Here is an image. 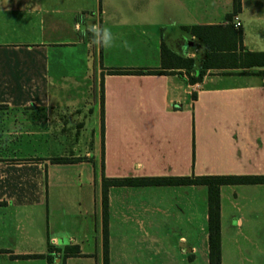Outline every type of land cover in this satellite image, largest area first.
<instances>
[{
  "label": "crops",
  "instance_id": "crops-1",
  "mask_svg": "<svg viewBox=\"0 0 264 264\" xmlns=\"http://www.w3.org/2000/svg\"><path fill=\"white\" fill-rule=\"evenodd\" d=\"M232 9L0 0V264H103L104 177L264 175V67L213 65L190 80L205 51L184 26L236 16V53L264 51V0H240L228 20ZM161 43L193 68L112 72L161 69ZM201 186H110L109 264H208ZM219 228L220 264H264V183L220 186Z\"/></svg>",
  "mask_w": 264,
  "mask_h": 264
},
{
  "label": "trees",
  "instance_id": "trees-1",
  "mask_svg": "<svg viewBox=\"0 0 264 264\" xmlns=\"http://www.w3.org/2000/svg\"><path fill=\"white\" fill-rule=\"evenodd\" d=\"M232 13L227 15L231 20L233 14L240 9V0H232ZM185 30L194 34L203 44L205 56L196 76L190 80H201L205 70L214 66L226 67H264V51L245 50L241 55L236 53L237 44L241 45V30L234 24L192 25L184 26ZM161 69H114V73H162L164 68H193V59L184 58L173 53L164 43L160 46ZM258 72L264 73V70ZM53 162H72L74 159L55 157ZM264 183V175H199L195 177H137L107 178L102 180V242L103 264H109L108 257V188L121 185H175L198 184L207 189V232H208V264H220V228H219V188L225 184ZM64 256L79 253L78 246L65 247ZM42 257V254L34 255ZM50 259V256H47Z\"/></svg>",
  "mask_w": 264,
  "mask_h": 264
},
{
  "label": "rangeland",
  "instance_id": "rangeland-1",
  "mask_svg": "<svg viewBox=\"0 0 264 264\" xmlns=\"http://www.w3.org/2000/svg\"><path fill=\"white\" fill-rule=\"evenodd\" d=\"M238 20L240 21L239 18H238ZM66 117L70 118L71 116L70 115H66ZM80 134L81 133L78 132V135H80ZM79 141H81V140H79V138H78V139H76V141L73 140V143L79 142ZM73 152L80 155L81 153L84 152V149L81 148V147H77V148H75V150H73ZM208 165H209V163H207V162H201V172L207 171ZM205 191H206V188L204 186H201V203H202V195L205 194L204 193ZM200 215H201L200 218H201V221H202L203 220V209H201Z\"/></svg>",
  "mask_w": 264,
  "mask_h": 264
},
{
  "label": "built area",
  "instance_id": "built-area-1",
  "mask_svg": "<svg viewBox=\"0 0 264 264\" xmlns=\"http://www.w3.org/2000/svg\"><path fill=\"white\" fill-rule=\"evenodd\" d=\"M233 24H234L235 27H239L240 26V21L238 20V17H236V16L234 17V23Z\"/></svg>",
  "mask_w": 264,
  "mask_h": 264
},
{
  "label": "clouds",
  "instance_id": "clouds-1",
  "mask_svg": "<svg viewBox=\"0 0 264 264\" xmlns=\"http://www.w3.org/2000/svg\"><path fill=\"white\" fill-rule=\"evenodd\" d=\"M107 32V30H105Z\"/></svg>",
  "mask_w": 264,
  "mask_h": 264
}]
</instances>
